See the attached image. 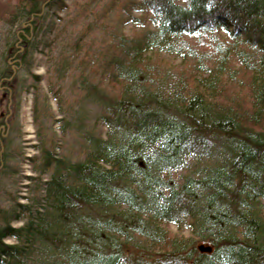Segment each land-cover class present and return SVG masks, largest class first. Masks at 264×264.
<instances>
[{
  "label": "trees",
  "instance_id": "16d2710c",
  "mask_svg": "<svg viewBox=\"0 0 264 264\" xmlns=\"http://www.w3.org/2000/svg\"><path fill=\"white\" fill-rule=\"evenodd\" d=\"M50 2L0 0V21L14 27L0 70V168L15 114L16 69L29 63L39 42L31 44L32 39ZM123 7L128 10H117L122 21L139 31L128 36L114 26L107 31L108 44L103 39L100 51L88 57L94 69L81 70L77 86L98 108L92 128L82 129V114L77 118L86 157L71 161L45 139L35 145L40 167L51 169L36 188L52 202L49 210L36 207L32 214L34 199L25 203L17 197L0 211V264H22L28 251L22 241H39L50 264H264V0H127ZM114 11L102 10L100 17L107 20ZM54 25L53 20L43 28L42 36ZM91 28L73 41L72 50ZM215 31L230 39L215 44L220 70L196 84L172 86L167 95L158 90L169 71L149 60L150 54L181 55L186 45L193 55L195 49L179 37ZM230 54L248 76L240 78L234 70L221 82ZM80 64L84 67L83 60ZM105 79L110 90L103 87ZM189 157L199 161L195 175H170ZM118 206L123 209L117 212ZM25 212V221L14 225ZM185 217L192 237L169 239L161 222L178 224ZM130 229L169 248L153 259L131 258L123 240ZM7 237L17 242H5ZM195 238L208 242L210 251H200Z\"/></svg>",
  "mask_w": 264,
  "mask_h": 264
},
{
  "label": "rangeland",
  "instance_id": "374dc122",
  "mask_svg": "<svg viewBox=\"0 0 264 264\" xmlns=\"http://www.w3.org/2000/svg\"><path fill=\"white\" fill-rule=\"evenodd\" d=\"M51 1V2H50ZM54 1V3H52ZM127 0H49L50 5L44 7L40 22L39 33L33 37L32 51L28 54V62L22 63L17 67V80L15 90V107L12 123L7 129V146L4 167H1L0 173V211L11 205L13 199L18 197L21 202H32L31 212L35 214V208L38 207L45 212L52 199H45L43 189H37L38 179L44 180L51 172V169L41 168L37 160L39 150L35 147L42 139L50 141L53 148H56L57 154H65L69 160H82L86 157L87 143L83 136L79 134L80 127L79 115L83 118L81 128H92L94 117L98 114L96 104L88 97H83V91L77 90L81 70L87 74L95 65H92V59L89 64L86 61L95 56L100 51L99 44L106 38L104 44H108L107 31L116 30L120 36L133 35L138 32L140 27L133 22H123L122 13L117 10H128L123 4ZM64 2L65 5H61ZM52 3V4H51ZM131 6H129L130 8ZM132 8V7H131ZM54 10H62L56 11ZM102 10H116L111 13L107 20L100 17ZM130 10V9H129ZM133 13L139 15L140 12ZM59 16V17H58ZM124 16V15H123ZM145 14L146 24H150ZM55 21V25L47 36H42L43 28ZM116 25V26H115ZM86 26H91L89 32L78 43L76 50L71 49L73 41L78 40L86 31ZM114 26V27H113ZM113 27V28H112ZM153 25L150 27L152 28ZM14 27L0 21V70L4 66L2 52L12 37ZM95 38V41L92 39ZM187 46L195 49V54L187 53L186 45L183 53H168L165 51H155L150 54V59L158 64L163 63L169 72L163 74L165 81L158 90L169 91L172 86L180 87L184 82L186 84H196L201 81V77L213 75L220 69L217 63L220 61L216 43L229 42V36L222 31L214 33L201 32L195 35H181ZM180 39V40H181ZM179 40V39H178ZM177 41V39H176ZM103 44V48H104ZM88 52V56L85 52ZM203 53H208L201 58ZM258 55H255V57ZM89 57V58H88ZM81 60L84 62L82 67ZM202 64L201 67H192V63ZM28 65H31L30 67ZM201 66V65H200ZM226 67L223 68L222 80L227 72L236 71L238 77H243L242 67L236 55L230 54ZM100 67L97 68L99 70ZM166 73V70H164ZM225 72V73H224ZM33 74L40 77L35 79ZM232 82V79H231ZM200 84H203L202 82ZM227 84H229L227 82ZM103 87L111 89L107 84V79L103 82ZM163 86V87H162ZM120 87V83L115 88ZM165 91V92H164ZM161 93V95H163ZM228 94L233 95V90ZM74 101H77L75 104ZM156 104V103H155ZM97 131L98 127H94ZM102 135L105 136L106 127L103 126ZM54 140V142H52ZM32 157L33 159H30ZM204 159L203 162H205ZM199 161L195 157H189L186 166L172 170L170 175L176 179L186 174L195 175V170L199 167ZM30 175L33 179H25L24 176ZM24 184H28L26 187ZM123 207H116L115 211H120ZM27 213H21V219L14 221V225H20L27 217ZM189 218L185 217L180 223L161 222V226L166 230L169 239L180 240L181 238L192 237V230L189 225ZM130 236L127 237L124 244L125 252L131 255V258L138 256L152 255L155 258L160 252L169 248L168 244L152 241L145 237H140L133 229H130ZM195 237V235H194ZM123 238V237H122ZM200 238V237H198ZM195 246L198 247L201 241L197 240ZM33 241V240H32ZM111 246L110 240H108ZM112 241V240H111ZM5 242L15 243L17 239L7 237ZM28 251H24L20 260L22 264H50L52 258L46 257V249L41 247L39 241H22ZM209 244L208 242H203ZM50 260V261H48ZM64 264V263H61Z\"/></svg>",
  "mask_w": 264,
  "mask_h": 264
},
{
  "label": "water",
  "instance_id": "95a60500",
  "mask_svg": "<svg viewBox=\"0 0 264 264\" xmlns=\"http://www.w3.org/2000/svg\"><path fill=\"white\" fill-rule=\"evenodd\" d=\"M198 249H199L200 251H210L211 247L208 246V245H205V244H203V243H200V244L198 245Z\"/></svg>",
  "mask_w": 264,
  "mask_h": 264
}]
</instances>
